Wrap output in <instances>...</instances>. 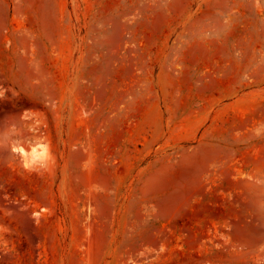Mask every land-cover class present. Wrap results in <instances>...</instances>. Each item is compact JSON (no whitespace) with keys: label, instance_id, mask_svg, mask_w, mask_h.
Returning a JSON list of instances; mask_svg holds the SVG:
<instances>
[{"label":"rangeland","instance_id":"rangeland-1","mask_svg":"<svg viewBox=\"0 0 264 264\" xmlns=\"http://www.w3.org/2000/svg\"><path fill=\"white\" fill-rule=\"evenodd\" d=\"M0 264H264V0H0Z\"/></svg>","mask_w":264,"mask_h":264},{"label":"bare ground","instance_id":"bare-ground-1","mask_svg":"<svg viewBox=\"0 0 264 264\" xmlns=\"http://www.w3.org/2000/svg\"><path fill=\"white\" fill-rule=\"evenodd\" d=\"M18 150H21L22 151L21 148H18ZM30 155H31V158L38 159L42 155V152L35 150V148H32L30 150Z\"/></svg>","mask_w":264,"mask_h":264}]
</instances>
